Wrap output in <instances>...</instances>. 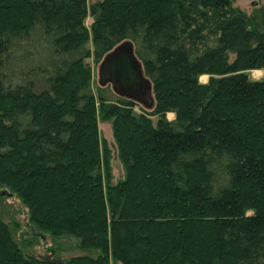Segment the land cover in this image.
I'll use <instances>...</instances> for the list:
<instances>
[{"label": "trees", "instance_id": "1", "mask_svg": "<svg viewBox=\"0 0 264 264\" xmlns=\"http://www.w3.org/2000/svg\"><path fill=\"white\" fill-rule=\"evenodd\" d=\"M234 1L0 0V193L90 251L68 264H264V4ZM126 39L151 109L95 90L87 59ZM15 230L0 215V264H58Z\"/></svg>", "mask_w": 264, "mask_h": 264}, {"label": "rangeland", "instance_id": "2", "mask_svg": "<svg viewBox=\"0 0 264 264\" xmlns=\"http://www.w3.org/2000/svg\"><path fill=\"white\" fill-rule=\"evenodd\" d=\"M91 2L96 0H90ZM264 4V0H235L234 5L238 6L244 11L251 12L256 6ZM93 18L89 17L87 24H91ZM101 62V61H100ZM100 62L94 61V57L87 59V63L92 65L94 74V87L97 91L98 87L103 88L104 93L111 99H115L118 95L111 84L102 86L99 82V66ZM250 77L254 79L264 78V68L252 69L249 71ZM209 75L204 74L201 76L203 82H207ZM136 110L143 111L141 105L136 106ZM175 117L174 112L168 113V118L173 119ZM100 135L104 141L108 143L113 152L112 158V183L117 182L120 178L125 176V167L118 156L117 143L114 135L113 119H105L100 117L99 119ZM7 188L6 186H2ZM2 188V189H3ZM0 215L14 227L16 238L21 242V245L26 252L40 255V256H52L58 264H68L69 260L82 253H89L90 251L82 250L74 238L71 236L55 237L49 234L46 237L39 235L38 237L32 236V228L29 222V210L22 202V200L16 195H5L0 193ZM20 228L16 227V224ZM29 242H33V245H28ZM113 264V263H111ZM119 264H122L121 262Z\"/></svg>", "mask_w": 264, "mask_h": 264}, {"label": "water", "instance_id": "3", "mask_svg": "<svg viewBox=\"0 0 264 264\" xmlns=\"http://www.w3.org/2000/svg\"><path fill=\"white\" fill-rule=\"evenodd\" d=\"M99 82L102 86L111 84L118 95L131 98L147 109L154 107L153 82L146 75L143 62L137 55L135 43L131 39L120 42L105 54L99 66ZM1 193L10 194L7 190ZM40 235L47 236L43 233Z\"/></svg>", "mask_w": 264, "mask_h": 264}]
</instances>
